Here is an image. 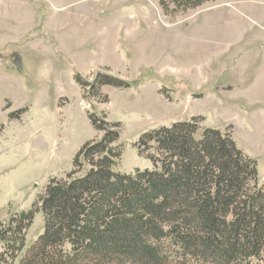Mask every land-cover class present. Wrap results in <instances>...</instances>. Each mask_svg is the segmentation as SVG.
<instances>
[{"label":"rangeland","instance_id":"1","mask_svg":"<svg viewBox=\"0 0 264 264\" xmlns=\"http://www.w3.org/2000/svg\"><path fill=\"white\" fill-rule=\"evenodd\" d=\"M100 71L130 88L93 96L77 83ZM263 90L264 0H215L172 16L159 0H0V224L38 207L50 179L101 136L92 113L121 124L122 173L152 168L135 147L144 133L201 116L203 127L229 129L264 186ZM44 227L38 212L20 256Z\"/></svg>","mask_w":264,"mask_h":264},{"label":"trees","instance_id":"2","mask_svg":"<svg viewBox=\"0 0 264 264\" xmlns=\"http://www.w3.org/2000/svg\"><path fill=\"white\" fill-rule=\"evenodd\" d=\"M214 1L159 6L172 16ZM106 71L77 83L93 96L103 86L130 88ZM89 119L101 136L81 147L64 178L50 179L38 207L0 224V264H264V186L229 129L203 127L198 116L150 130L135 147L152 168L126 174L117 169L121 124L105 113ZM38 212L44 232L20 256Z\"/></svg>","mask_w":264,"mask_h":264},{"label":"crops","instance_id":"3","mask_svg":"<svg viewBox=\"0 0 264 264\" xmlns=\"http://www.w3.org/2000/svg\"><path fill=\"white\" fill-rule=\"evenodd\" d=\"M227 2H230V4H232V2L231 1H227ZM252 82H253V80H252ZM249 83H251L250 81L247 83V84H249ZM231 84H233V83H231ZM247 84H245V85H247ZM234 85H237V84H234ZM242 85H244V84H242ZM218 86H220V85H218ZM263 95L264 94V90L263 91H261V93H257V95ZM258 109H260V110H262V111H264V107H261V108H258Z\"/></svg>","mask_w":264,"mask_h":264}]
</instances>
